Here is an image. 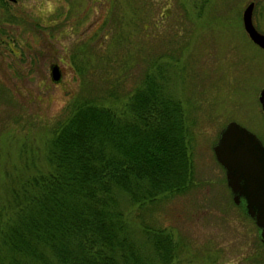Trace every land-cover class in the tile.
Segmentation results:
<instances>
[{
  "label": "rangeland",
  "instance_id": "1",
  "mask_svg": "<svg viewBox=\"0 0 264 264\" xmlns=\"http://www.w3.org/2000/svg\"><path fill=\"white\" fill-rule=\"evenodd\" d=\"M4 1L0 206L25 163L34 162V170L46 167V138L65 105L102 86L126 92V99L153 59L164 92L181 100L191 125L195 184L140 207L121 196L134 236H141L140 217L156 219L178 247L169 264H264L257 227L232 201L211 149L231 119L264 144V110L257 99L264 86V49L241 23L250 0ZM252 1V22L264 33V0ZM114 106L119 110V98ZM0 253L7 264H15L11 256L14 262L20 258L7 249Z\"/></svg>",
  "mask_w": 264,
  "mask_h": 264
},
{
  "label": "trees",
  "instance_id": "2",
  "mask_svg": "<svg viewBox=\"0 0 264 264\" xmlns=\"http://www.w3.org/2000/svg\"><path fill=\"white\" fill-rule=\"evenodd\" d=\"M148 65L126 99V92L102 86L65 105L46 138V167L25 163L7 188L0 252L20 257L11 263L172 261L178 247L171 231L140 217L135 237L120 205L121 196L140 207L195 184L191 125L181 100L164 92L154 60ZM0 264H7L1 253Z\"/></svg>",
  "mask_w": 264,
  "mask_h": 264
},
{
  "label": "water",
  "instance_id": "3",
  "mask_svg": "<svg viewBox=\"0 0 264 264\" xmlns=\"http://www.w3.org/2000/svg\"><path fill=\"white\" fill-rule=\"evenodd\" d=\"M252 8V0L242 8V27L248 38L264 49V33L252 22ZM50 70L52 78L57 79L56 65ZM257 99L264 110V86L259 89ZM211 149L224 170L232 201L253 220L258 238L264 243V144L254 132L231 119L221 126Z\"/></svg>",
  "mask_w": 264,
  "mask_h": 264
}]
</instances>
